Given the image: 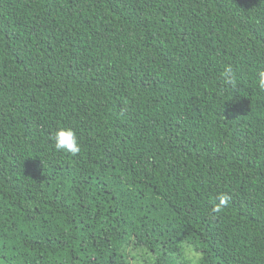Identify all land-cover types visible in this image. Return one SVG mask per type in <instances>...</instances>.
<instances>
[{
  "label": "trees",
  "instance_id": "trees-1",
  "mask_svg": "<svg viewBox=\"0 0 264 264\" xmlns=\"http://www.w3.org/2000/svg\"><path fill=\"white\" fill-rule=\"evenodd\" d=\"M260 68L264 0H0V264H264Z\"/></svg>",
  "mask_w": 264,
  "mask_h": 264
},
{
  "label": "clouds",
  "instance_id": "clouds-1",
  "mask_svg": "<svg viewBox=\"0 0 264 264\" xmlns=\"http://www.w3.org/2000/svg\"><path fill=\"white\" fill-rule=\"evenodd\" d=\"M220 78L232 89H236L238 87L239 81L237 73L230 64L223 67V71L220 73ZM254 86L257 87L260 92H264V68H260L256 71ZM49 139L51 141L52 148L56 152L76 157L82 151V145L77 135V131L72 126H58L54 131H52ZM215 199L218 202L214 203L211 211L213 213H220L228 205L231 197L227 193H220ZM181 247L184 249L182 259L191 262V264H198L201 260V256L197 252L193 251L190 246L181 245Z\"/></svg>",
  "mask_w": 264,
  "mask_h": 264
},
{
  "label": "rangeland",
  "instance_id": "rangeland-1",
  "mask_svg": "<svg viewBox=\"0 0 264 264\" xmlns=\"http://www.w3.org/2000/svg\"><path fill=\"white\" fill-rule=\"evenodd\" d=\"M148 115L149 114H140L137 117H133L124 125L118 126L110 134L111 139H113L119 145H124L133 138L134 130L138 128V125L142 120L144 121L146 118H148ZM134 257V264H153L152 258L143 251L135 253ZM198 264H201V260L198 262Z\"/></svg>",
  "mask_w": 264,
  "mask_h": 264
}]
</instances>
